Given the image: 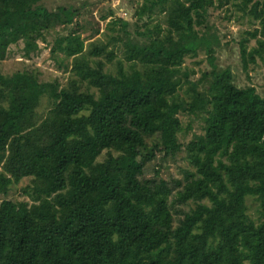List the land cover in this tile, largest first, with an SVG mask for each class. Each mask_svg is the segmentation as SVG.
I'll return each instance as SVG.
<instances>
[{
  "label": "trees",
  "instance_id": "obj_1",
  "mask_svg": "<svg viewBox=\"0 0 264 264\" xmlns=\"http://www.w3.org/2000/svg\"><path fill=\"white\" fill-rule=\"evenodd\" d=\"M48 1L0 0V64L11 45L28 58L74 23ZM122 1L134 21L109 11L103 40L85 45L98 29L77 23L53 37L63 86L0 67V192L28 180L24 199L0 201V264H264V96L215 65L217 38L199 33L223 6L256 23L237 42L248 76L264 60V0ZM200 47L210 68L194 79L184 61ZM42 96L51 107L36 122ZM182 118L201 133L180 141ZM179 155L178 176L146 174Z\"/></svg>",
  "mask_w": 264,
  "mask_h": 264
},
{
  "label": "rangeland",
  "instance_id": "obj_2",
  "mask_svg": "<svg viewBox=\"0 0 264 264\" xmlns=\"http://www.w3.org/2000/svg\"><path fill=\"white\" fill-rule=\"evenodd\" d=\"M43 5L49 9L56 6L72 7L77 12L74 16V23L67 27L57 26L50 34L45 35L44 41H38V50L28 58L22 56L21 43L11 45L8 48L5 59L1 62V71L8 73L10 71L22 68L36 69L39 76L43 80L57 79L60 86L66 83L68 72L64 67L67 62H61L60 57L53 58L50 54L52 46V39L54 36L65 35L71 28L77 26L83 27L88 35L94 29H98V33L93 34L84 41L86 45L88 42L95 39L103 40V32H105V24L111 19L108 12L112 11L115 17H120L133 22L134 4L124 2L122 0H51ZM102 15H107L105 20H101ZM153 19H159V15ZM143 21V19H142ZM142 22H139L141 25ZM257 24L249 22L247 17L241 14L231 13L226 10V6L210 9L207 18L206 27L200 29V34L205 36H215L218 41V46H213V59L214 64L220 68H228L234 75L235 83L238 86L251 85L255 90L264 96V60H256L254 65H248L247 75L241 68L238 41L242 38L243 32L252 30ZM116 33V32H115ZM114 34V32H113ZM250 45L253 41H250ZM249 45V46H250ZM122 46L117 43L114 47V53L117 59H122ZM184 66L194 71L193 78L195 79L200 72L209 69L208 54L204 47H200L196 51V55L188 57L184 61ZM51 107V100L46 96H42L36 107V122H39ZM182 124L186 128L187 125L190 129L184 135L179 136L180 141H187L193 134H200L202 130V122L200 120H190L182 118ZM185 161L180 159V155L175 160H167L166 162H152L149 164L145 171L147 175L153 173L154 169H159L160 175L163 178L178 176V169L186 167ZM27 179L21 180L18 184L11 183L5 186L4 191L0 192V201L8 199L12 201L22 200L25 197L21 194V188L27 183ZM257 202L251 197L246 198V212L248 216L256 219Z\"/></svg>",
  "mask_w": 264,
  "mask_h": 264
}]
</instances>
